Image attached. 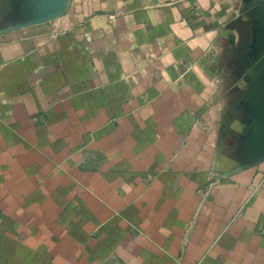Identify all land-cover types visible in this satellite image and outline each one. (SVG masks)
Masks as SVG:
<instances>
[{
    "label": "crops",
    "instance_id": "0c3cea01",
    "mask_svg": "<svg viewBox=\"0 0 264 264\" xmlns=\"http://www.w3.org/2000/svg\"><path fill=\"white\" fill-rule=\"evenodd\" d=\"M0 264H264V0H0Z\"/></svg>",
    "mask_w": 264,
    "mask_h": 264
}]
</instances>
